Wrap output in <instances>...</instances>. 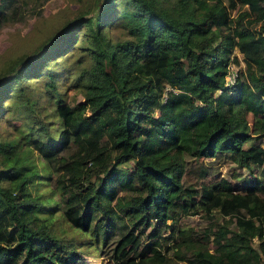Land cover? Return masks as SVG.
Here are the masks:
<instances>
[{
    "label": "trees",
    "instance_id": "16d2710c",
    "mask_svg": "<svg viewBox=\"0 0 264 264\" xmlns=\"http://www.w3.org/2000/svg\"><path fill=\"white\" fill-rule=\"evenodd\" d=\"M14 2L0 0V22L18 18L11 11ZM238 5L246 9L234 17L231 10ZM85 14L75 15L0 76L1 82L18 78L40 52L84 29L86 59L75 58L69 69L83 99L66 102L49 74L46 87L52 91L56 128L37 112L36 101L29 102L33 119L27 138L42 136L32 142L52 167L54 188L66 196L56 203L64 217L101 239L99 251L112 264H162L154 219L160 224L187 213L210 217L218 209L234 220V235L214 232L213 252L195 247L193 257L179 258L187 264H243L250 257L264 264V190L259 184L248 182L238 191L224 176L198 181L197 187L179 177L186 170V154L193 155L201 179L209 173L201 158L217 150L229 151L250 171L264 163L263 145L243 146L251 133L264 135V0H106L94 15ZM250 14L260 22L257 30L244 23ZM113 28L120 37L110 35ZM213 33L219 37L216 44ZM235 49L246 66L234 84L225 85L228 63L238 61ZM243 109L253 116L250 126ZM18 143H0L5 153L0 264H76L81 259L76 245L60 242L44 224L35 229L29 224V177L16 168ZM13 173L11 183L3 185L2 179ZM117 184L124 190L119 195ZM172 231L184 240L187 228Z\"/></svg>",
    "mask_w": 264,
    "mask_h": 264
},
{
    "label": "rangeland",
    "instance_id": "374dc122",
    "mask_svg": "<svg viewBox=\"0 0 264 264\" xmlns=\"http://www.w3.org/2000/svg\"><path fill=\"white\" fill-rule=\"evenodd\" d=\"M105 2L106 0H15L11 11L18 18L0 22V76L7 73L9 68L12 65L15 66V62L22 57L33 55L42 43L49 40L75 15L80 12L86 13L85 15H94ZM244 9H246L245 5H238L237 8L231 10V13L235 17L239 11ZM244 23L253 30H257L260 24L254 14L247 16ZM83 32V28L70 32L54 42L47 51L40 52L42 55L38 61L31 63L28 67H22L24 64L21 62L22 69L17 74L18 78L12 77L7 82L0 81V143L19 141L16 155L19 157V162L16 168L29 177L26 185L29 195L26 198L31 201L32 205L30 226L35 229L36 226L44 224L50 227L51 235L60 242H72L76 245L81 258L76 264H112L111 259L99 251L102 246L101 239L97 240L91 234L82 232L72 225L64 217L61 205L57 206L56 203L64 202L66 196L61 195L54 188L52 167L32 142L35 139H41L42 136L34 134L31 142L27 138L29 125L33 119L30 101H36L34 106L37 112L40 115L46 114L51 119L53 128L58 126L51 114L54 105L50 98L52 91H48L46 87V83L51 80L49 74L52 75L57 89L66 102L74 104L83 99L80 87L74 84L69 73L75 58L86 59L84 48L87 43L83 39ZM109 33L114 39L121 36L120 31L115 28L109 30ZM209 35L212 37L213 44L218 43L219 37L214 36V33ZM234 54L238 61L229 62V64L237 73L244 71L246 65L242 61V53L235 49ZM24 100L26 105L23 104ZM242 116L250 126L253 120L252 114L243 109ZM252 141L264 146V135L251 133V138L245 140L243 146H248ZM4 156L5 153L0 147V170L5 169ZM13 159L11 158L10 161ZM174 159L176 160L177 157L175 156ZM184 159L187 160L186 170L179 177L183 182L191 183L194 187H197L198 181L210 182L218 176H224L231 181L235 190L243 191L248 182L257 183L264 190L262 173L264 163L250 171L240 167L229 151L217 150L213 156L201 158L209 172L201 179L193 155L186 154ZM128 165L132 167V161ZM12 178H15V173L4 177L2 184L8 185ZM93 179L94 176H92ZM115 188L116 195L124 192L118 184ZM111 203L113 204L114 200ZM157 224L161 234L157 238L156 247L164 256L162 264H187L185 259L179 257H193L191 250L195 247L214 251V232L219 231L226 237H230L237 231L234 220L229 215L220 213L218 209H212L210 217H205L201 213H187L179 215L177 220L168 218L166 222L159 224V220L154 219L151 222V226ZM177 226L187 228L184 235L187 246H184V240L177 233H173L172 228ZM148 241H151V238L144 239L140 249ZM253 243L256 247L257 241ZM146 253H149V249L144 252ZM134 259L137 261L138 257ZM197 264L208 263L200 261ZM243 264H255V262L254 259L251 260L248 257L246 261L243 260Z\"/></svg>",
    "mask_w": 264,
    "mask_h": 264
},
{
    "label": "built area",
    "instance_id": "2783aa9c",
    "mask_svg": "<svg viewBox=\"0 0 264 264\" xmlns=\"http://www.w3.org/2000/svg\"><path fill=\"white\" fill-rule=\"evenodd\" d=\"M236 77H237V72L228 63L227 68H226L225 80H224L225 85L234 84Z\"/></svg>",
    "mask_w": 264,
    "mask_h": 264
}]
</instances>
